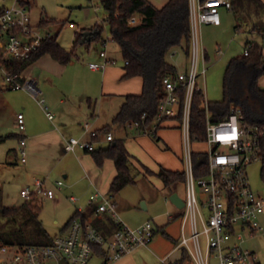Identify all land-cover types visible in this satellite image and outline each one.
Masks as SVG:
<instances>
[{"label":"built area","instance_id":"obj_1","mask_svg":"<svg viewBox=\"0 0 264 264\" xmlns=\"http://www.w3.org/2000/svg\"><path fill=\"white\" fill-rule=\"evenodd\" d=\"M232 10L231 0H190V18L192 31L191 66L189 71H179L173 77L167 75L164 80L165 96L159 103L153 124L143 132L157 133L159 125L167 118H178L183 135V163L186 175L187 196L182 208L181 237L179 247L186 249L192 264H256L257 254L247 247L250 237L264 235V226L260 221L264 210V198L253 189L248 178L247 167L254 161L261 160L262 133L257 127L243 121L242 112L232 107L228 115L215 121L210 113L208 100L205 99L207 112L206 144L204 151L209 155L208 174L197 177L193 166L192 143L196 140L191 133V106L198 77V62L202 54L205 60L206 51L202 44L200 27L202 23L219 25L221 15L219 8ZM107 18V17H106ZM107 21V19H105ZM140 21V16L132 15L130 24ZM73 22L70 26H74ZM0 34L3 35L0 53V66L7 83L13 89H21L30 93L44 109L50 119L54 113L49 110L42 89L35 79H22V71L3 65L1 58L29 59L46 39L54 35L42 32L39 24H34L30 9L26 3L15 0L11 6L0 12ZM106 42V41H105ZM104 42V44H106ZM249 45H245L244 54L249 53ZM175 52H172L174 54ZM102 62H91L93 69H103L115 59L108 58L106 49L100 51ZM206 69L204 68V72ZM184 91L183 110L180 92ZM206 98V95H205ZM146 114H143V118ZM129 126L140 128L134 121ZM19 131L25 130V115L17 114ZM97 136V134L94 133ZM108 141L113 140L111 132L106 134ZM27 139L20 138L21 160L26 161ZM66 151L77 149L94 150L97 147L91 141L70 136L65 139ZM63 185V180L56 182ZM200 186L204 196H200ZM26 200L34 195L39 198L54 197L56 192L46 185L44 178H36L33 186L21 190ZM73 200L76 198L71 197ZM90 201L97 202L98 213H108L117 228L109 236L103 234L93 224L80 217L72 219L67 230L59 232L52 243L45 245L5 244L0 242V264H88L96 247L102 246L104 264H110L133 252L140 246H148L153 241L156 227L152 221L138 226H130L121 217L111 194L95 192ZM207 213V216H206ZM173 217L172 214H168ZM161 264H181L180 258L170 255L161 258Z\"/></svg>","mask_w":264,"mask_h":264},{"label":"crops","instance_id":"obj_2","mask_svg":"<svg viewBox=\"0 0 264 264\" xmlns=\"http://www.w3.org/2000/svg\"><path fill=\"white\" fill-rule=\"evenodd\" d=\"M23 1L31 10L32 2L30 0ZM149 1L160 7L168 0ZM262 2L264 3V0ZM3 7L6 5H0V8ZM226 10L234 13L232 10ZM261 15L264 13L261 12ZM42 19L48 18L43 15ZM230 21L233 22L232 25L234 24L237 30L243 28L241 25L236 27L238 21L235 14L232 18L224 14V20L219 25L202 23L200 28L204 29L211 26L218 28L223 23ZM70 27H75V25ZM247 30L255 31L249 25H247ZM82 33L89 42L90 31L84 30ZM111 38L113 39V37ZM100 51L94 56H88L84 62L73 59L69 63H62L50 53H45L22 70V79H35L37 81L43 96L46 98L49 110L54 113L53 119L48 117L30 93L21 89H13L6 81L0 80V187L4 205H6L4 201L10 193L6 183L9 182V185L16 186L18 192L20 190L21 197H23L21 190L26 186H33L35 179L40 177L44 178L46 185L56 192L54 197L42 198L43 202L48 199L55 204H60L65 199H69L75 206L74 210L70 209V211L78 210L81 214L86 215L87 222L91 224H94L97 219L110 216L108 213H98V203L90 201L89 196L94 191L109 194L111 183L117 175L114 160L106 158L101 165H98L90 151L84 149L66 151L64 148L65 139L70 136L91 141L97 148L107 145L109 141L106 139V134H98L97 132L111 124L128 94L142 92L143 78L141 76L123 78L125 74L123 58L118 60L107 50L108 58L118 61L103 69L91 68L89 65L91 62L103 61ZM205 57H207V52ZM259 84L264 87V74L260 77ZM19 112H23L25 115L26 127L23 132L19 131L17 127V114ZM156 132L162 139V144L168 145V148H163L160 143L155 141L150 132L139 131L135 126L126 128L115 126L111 130L114 138L122 137L125 139L126 147L131 154V163L140 170H145L144 165L155 171H158L160 166L171 170H184V145L179 119L174 117L165 119ZM21 137L27 139L26 161L21 160ZM196 151H200V149ZM259 161L262 164V161ZM2 171L4 172L3 175L6 176L1 175ZM260 171L262 182L257 184L256 191L264 198L262 165ZM58 180H63V185L59 186L56 183ZM161 181L163 189H167L168 187L165 186L162 179ZM89 191L90 194L87 198ZM173 192L178 191L170 189L166 194ZM118 194L113 196L117 209L119 213L122 211L126 213L130 204L124 205L118 202ZM72 196L76 199L73 200ZM23 198L26 201L25 197ZM145 203L147 207L143 208L149 209L150 203L148 201ZM16 205L14 204V206ZM172 216V218L168 216L169 223L175 219L173 214ZM260 221L264 226V210L261 213ZM65 224L60 227V232H62ZM155 225L157 226L156 229L160 226L156 221ZM160 227H164L169 237L155 239V234L151 244L140 246L110 264H145V259L151 253L157 254L160 264L161 258L167 255L172 258H181L184 249L179 247L180 236L172 234L167 229V224L162 223ZM256 237L264 239V235L250 237L246 241V245L259 257L256 246L252 245V240ZM165 241H168V246ZM95 255L97 258L99 257V264H104L105 259L99 253L94 254L88 264L95 261ZM258 261H260L259 258Z\"/></svg>","mask_w":264,"mask_h":264},{"label":"trees","instance_id":"obj_3","mask_svg":"<svg viewBox=\"0 0 264 264\" xmlns=\"http://www.w3.org/2000/svg\"><path fill=\"white\" fill-rule=\"evenodd\" d=\"M232 11L235 13L238 23L245 19L252 30H264V22L261 20V12L264 13L262 0H231ZM21 3L25 1L20 0ZM105 7L107 23L109 24L113 40L119 46L124 61L125 74L123 78L141 76L143 89L139 94H128L120 110L113 118L111 124L106 125L97 133L111 132L116 127H128L129 123L138 121L139 131H144L153 124L154 117L158 113L159 103L165 96L163 80L167 75L175 77L179 69L169 62L167 55L172 48L181 47L190 57L192 50V31L190 18V0H168L163 6L157 7L149 0H101ZM4 10L0 8V12ZM140 16V21L130 24L132 15ZM54 23L49 19H42L39 26ZM104 27L95 25L89 29L91 41L105 42L103 38ZM3 35L0 34V48ZM88 42L82 32H78L76 43ZM249 53L233 57L229 60L223 81L224 97L217 101H208L212 118L218 121L228 115L232 107L240 108L242 119L251 126L257 127L262 133L261 161L262 176L264 177V88L259 84L260 77L264 74V49L263 45L248 40ZM50 53L62 63H69L75 57L74 50L64 48L56 38L46 39L43 44L32 54L29 59L1 58L4 66L21 72L28 64L39 56ZM182 113L185 94L180 92ZM205 93L196 85L191 106V133L196 140L206 138L207 112L205 108ZM143 114L146 117L143 118ZM152 137L162 144V139L153 133ZM168 148V145L162 144ZM98 165L106 158L114 160L117 175L114 177L109 194L116 196L127 184L136 183L131 154L128 151L125 139L122 137L110 140L105 146H100L90 151ZM193 166L197 177L208 174L209 155L204 151H193ZM149 174L158 175L165 186L172 187L179 181H185L184 170H171L160 166L154 171L144 165ZM43 199L34 195L31 199L20 205L6 206L2 200L0 187V242L5 244L45 245L53 241L54 236L45 228L41 219ZM75 217H80L87 222L86 215L76 210L63 227L68 229ZM103 234L109 236L117 228V224L108 216L97 219L93 224ZM163 234H169L161 227ZM158 229L155 230V234ZM99 254L104 253L102 246H97ZM181 264H192L190 255L186 249L180 258ZM256 264H262L260 261Z\"/></svg>","mask_w":264,"mask_h":264},{"label":"rangeland","instance_id":"obj_4","mask_svg":"<svg viewBox=\"0 0 264 264\" xmlns=\"http://www.w3.org/2000/svg\"><path fill=\"white\" fill-rule=\"evenodd\" d=\"M14 1L15 0H0V5L11 6ZM30 1L32 2L30 10L32 22L34 24L40 23L43 15L53 21L54 23L40 26L42 32L50 31L54 35V38H56L64 48L70 51L74 50L75 57L73 59L84 62V60H87L88 56H94L99 50L106 49L118 58V60H122L120 48L111 38L112 34L110 27L105 20L108 13L102 5L101 0ZM219 11L221 21L224 20V14H227L230 18L235 14L226 10L224 7H220ZM261 20L264 22V15L261 17ZM70 22H73L75 27H70ZM232 23L231 21L229 23H223L222 26L218 28L212 26L204 29L200 28V35L207 52V57L203 60L202 54L200 55L197 85L199 88L203 89L208 101H217L224 97L223 81L227 64L231 58L242 54L247 40L263 45L264 49V30H247V21H245V19H240L243 28L238 30ZM95 25L104 27L102 35L103 38L106 39V44L97 40L76 43L78 32H83L84 30L89 31V29ZM1 51L2 48H0V53ZM172 52L175 53L172 54ZM167 59L169 62L176 65L179 70L189 71L190 69L191 57H189L181 47L172 48L167 55ZM204 68L206 69L205 72ZM1 79L7 82L0 66V80ZM161 146L163 147L162 144ZM192 148L195 151L198 149L204 150L206 144L204 142H193ZM261 165L260 161H254L247 167L248 178L255 191L257 184L262 182ZM179 168L181 167L179 166ZM133 172L135 173L136 183L127 184L117 196L118 202L124 205L130 204L129 208L131 207L130 209H126V213L121 210L122 212L120 215L122 219L130 226H132V224L133 226H138L139 223L142 224L146 221H152L154 225L156 221L160 226L164 223L165 225L167 224V229L170 230L172 234L181 237L180 224L182 223L181 212H183V210L177 207L169 199L170 194L167 195L166 193H168L170 189H175L183 198H186V181L176 182L172 187L163 189L161 178L158 175L149 174L143 169L140 170L135 165H133ZM3 174L4 172L2 171L1 175ZM5 185H8L10 192L4 201L5 204L7 206H14V204L20 205L24 201V198L20 195V190L18 192L16 186L9 185V182ZM197 190L200 196L205 195L200 186H198ZM89 194L90 191L87 192V198ZM145 201L150 203L149 209L143 208L142 204ZM53 203V201L48 199L43 202L41 219L48 232L54 236L60 232V227L65 224L71 215H73L75 206L69 199H65L60 204ZM70 209L73 210L70 211ZM168 214H173L175 216V219L171 223L168 221ZM160 226L155 239L159 237L166 238ZM155 227L157 226L155 225ZM165 242L167 243L168 241ZM252 245L256 246V250L259 252L258 258L261 263L264 264V239L262 237H256L252 240ZM156 255L155 253L149 254L148 258L145 259V264H160L159 258ZM95 256V261L89 264H99V257L97 258V255Z\"/></svg>","mask_w":264,"mask_h":264},{"label":"water","instance_id":"obj_5","mask_svg":"<svg viewBox=\"0 0 264 264\" xmlns=\"http://www.w3.org/2000/svg\"><path fill=\"white\" fill-rule=\"evenodd\" d=\"M228 66V65H227ZM169 199L179 208H183L185 206V200L182 196L179 195L178 192H173L170 194ZM143 207L146 208L145 202H143Z\"/></svg>","mask_w":264,"mask_h":264}]
</instances>
